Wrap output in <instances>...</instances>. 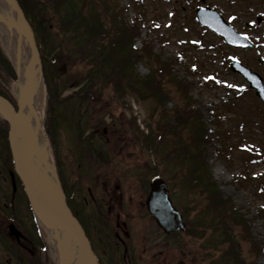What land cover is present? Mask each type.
I'll return each mask as SVG.
<instances>
[{"label":"rangeland","instance_id":"rangeland-1","mask_svg":"<svg viewBox=\"0 0 264 264\" xmlns=\"http://www.w3.org/2000/svg\"><path fill=\"white\" fill-rule=\"evenodd\" d=\"M118 1L122 7L129 6L123 19L132 20L137 9L141 11L146 9L149 14L147 15L149 19L146 20L140 36L134 40V45L137 48L142 47L148 34L154 42L156 40L157 51H162L167 57L184 54L192 63H198L202 68L199 76L202 82L194 86L190 92L196 101L195 105L202 111L203 119L210 129L221 131L222 135L228 131L229 134L231 133L230 139L235 143V148L232 146L228 156L218 152V144L204 146L205 167L208 168L211 179L223 192L222 194L226 197L231 196V200L238 206V210L248 218L252 217L251 220H254L251 221L253 234L257 241L260 239L264 241L263 220H255L258 207L264 205V105L256 97L254 90L247 91L249 84L229 68L231 58L238 57L250 66L260 71L263 70L257 57L259 55L264 57V26L257 29L254 34L245 28L246 20L256 18L252 12L254 5H250L254 3L248 2V0H215V2L208 0L206 2L221 10L225 9L227 19L234 21L241 32L249 36H256L260 45L255 49L243 51L225 44L221 36L200 25L195 16V9L202 4L201 0H141L144 6L134 5L133 0ZM121 6L119 5V7ZM255 8L264 14V5L258 4ZM33 10L36 11V9ZM156 10L158 12V31L153 33L148 29V26L151 23L150 19L156 17ZM44 15L48 28L43 30L45 38L42 39L45 42L40 45L44 53V74L49 89L55 93V84L58 83L59 90L63 93L58 101L50 102L46 113V97L49 96V93L47 90L45 92L46 84L43 82L42 124L50 156L65 191L69 193L79 171L78 168L75 170L76 168L71 166V162L78 163L79 160L83 161L84 159L94 169H104L96 170L98 173L105 172L107 174L108 171H111L110 175H114L116 170H124L137 176L136 170L140 171L141 169L143 174L136 179L138 186L146 185L145 180H147L150 170L148 168L146 170L143 163L148 162L155 168L157 166L155 171H160L169 178L175 203L184 209L186 218L189 217L192 221L197 222L196 228L175 233L173 264H222L217 262L219 255L230 243L229 239L224 242L226 231L239 239L242 257L248 263L264 264V252L257 256L252 253L251 241L242 237L244 229L241 226L233 223L231 230L226 220L224 223L226 229L221 222L218 227L216 224L213 226L214 222L211 221L214 219L217 209L215 210L214 205L210 204L212 202L211 193L207 192L208 189L204 185L208 181L207 176H204L205 183L198 185L200 179H197V173L191 169L188 159H182L184 155H181L180 158L175 153L171 159L172 162L167 165L163 161V157L160 159L156 149L153 153L135 140L134 133L129 126L135 125L133 121L145 133H148V130L158 132L156 124L162 120H168L175 113L174 102L168 103L167 109L161 106L163 112H166L163 113L160 111L161 108H157L155 105L153 96L129 93L124 98L123 90L117 86H110V81L107 78L93 79L90 66H86L84 61L71 63L74 58L71 49L72 43L66 39L65 33L57 29L58 18L56 16L55 20L53 10L45 11ZM109 23L111 22L109 21ZM2 47L3 49L6 47L3 41ZM56 55L67 57L66 60L63 59L65 61L56 63L61 66L59 75L53 74L52 63H54L53 57ZM135 68L141 75H146L149 72V67L142 61H139ZM177 69L181 75L186 74L181 65H178ZM214 73L219 75V79L215 81L212 79ZM189 79L192 82L198 81L195 77ZM0 81L4 83L3 91H6L8 96L14 97V80L9 78L1 67ZM75 84L78 87H73ZM170 87L175 100L180 102L176 86L171 85ZM89 92H94L97 97L88 96ZM125 99L128 106L125 104ZM211 103H214L220 112L219 122L215 118L216 115L214 116L208 109V105ZM134 116L137 118L136 121ZM131 117H133V121ZM104 128H107V133ZM116 129L121 138L115 134ZM87 132H90V135L87 136L88 139L85 142H82L80 139ZM189 132L190 129L186 132L182 131V134L184 137H188ZM174 137L176 136L174 135ZM198 142L202 143V139L199 138ZM164 143L161 144V147H163L162 152L167 158L166 147L170 149L171 145L175 143L168 139H165ZM196 147L197 149L192 146V149L199 151L198 149H201L202 146L197 145ZM229 147L230 143L226 148ZM95 148H101L102 153L108 158L112 157V160L105 164L98 162V153L92 151ZM200 161L202 165L203 160L200 159ZM205 174L208 175L206 172ZM240 181H244L243 184ZM83 184H90V179L86 178ZM22 208L26 226L31 227V224L33 226L32 216L29 219L28 210L30 208L26 201ZM48 244L50 246V243ZM53 253L44 254V257L48 258L49 264L55 263Z\"/></svg>","mask_w":264,"mask_h":264},{"label":"flooded vegetation","instance_id":"flooded-vegetation-1","mask_svg":"<svg viewBox=\"0 0 264 264\" xmlns=\"http://www.w3.org/2000/svg\"><path fill=\"white\" fill-rule=\"evenodd\" d=\"M3 126L0 125V264H49L41 251V236L32 224V228L26 226L22 215L27 196L15 173ZM84 164L85 161L77 163L79 171L69 190V204L84 226L100 264H173L175 234L161 231L146 207L149 175L146 185L138 186V173L133 176L130 171L116 170L110 175L111 171L98 173L96 170L104 169ZM86 178L90 184H83ZM28 214L30 219V209ZM12 225L21 233H16Z\"/></svg>","mask_w":264,"mask_h":264},{"label":"trees","instance_id":"trees-1","mask_svg":"<svg viewBox=\"0 0 264 264\" xmlns=\"http://www.w3.org/2000/svg\"><path fill=\"white\" fill-rule=\"evenodd\" d=\"M32 2L37 7L38 16L36 17L34 13H31ZM22 5L25 7L26 13L36 20L35 29L40 34H42L41 29L46 28L44 12L48 8L53 9L58 18V28L68 35L69 41L74 43L72 62L84 61V64L90 66L92 74L97 73L117 85L126 82L131 87L135 83H141V87H144L149 95L155 96L160 102L172 99L171 94L165 88V83L175 82L178 90L184 94L187 109L182 111L180 108H176V119L174 118L176 122L168 121L165 125L184 126L189 121H192V125L196 123L197 120L194 121L196 112L191 107L192 97L189 95L193 83L186 78H178L179 75L173 71L172 60L166 59L161 53H156L151 42L145 43L142 52H138L134 48L133 41L140 34V24L138 22L129 24L123 21L120 16V13H123L118 12L119 8L112 0H23ZM108 18L110 24L107 22ZM137 60H147L151 66V72L140 80L137 79V76L135 79L124 78L123 75L136 74L133 70V61L137 62ZM0 63L12 78L15 77L12 65L2 53L1 48ZM185 68L189 74H194L187 63ZM0 92L5 93L1 89ZM175 129L176 134L180 135L179 127L177 129L175 126ZM194 132L198 140L199 138L204 139L202 138L204 132L201 129H193ZM187 151H192L189 145ZM182 159L186 160L187 157L183 156ZM191 169L197 173V179H200L198 185L205 183L204 176L209 177L205 174L208 172V168L203 163L201 165L200 162H197L191 166ZM204 185L212 193L210 204L214 205L215 210L217 209L215 219L222 222L226 228L225 220L227 222L228 218H236V209H234L232 198L224 196L210 178ZM192 226L196 228L197 223H192ZM235 258L237 261L239 256H235Z\"/></svg>","mask_w":264,"mask_h":264},{"label":"water","instance_id":"water-1","mask_svg":"<svg viewBox=\"0 0 264 264\" xmlns=\"http://www.w3.org/2000/svg\"><path fill=\"white\" fill-rule=\"evenodd\" d=\"M13 7L25 23L26 28L17 24L11 18L0 13V21L25 33L29 45L38 53L33 30L27 21L22 9L11 0ZM199 18L203 24L215 28L223 34L225 40L236 46H248L252 42L239 35L227 25L222 16L212 8L199 9ZM232 68L240 71L248 78L253 87H256L258 95L264 100V84L261 78L239 60H233ZM0 111L10 124V144L15 160V166L20 175L34 210L45 220H48L55 228H60V253L62 264H68L71 253H75V264H98L97 258L91 248V244L83 227L70 210L57 174L54 171L56 185L47 180L36 177L37 166L31 170L30 157L33 149L32 131L24 123L21 116V107L16 111L11 102L0 95ZM150 211L156 216L160 225L166 231L184 229L182 215L173 205L166 183L161 178H155L152 190L147 201Z\"/></svg>","mask_w":264,"mask_h":264},{"label":"bare ground","instance_id":"bare-ground-1","mask_svg":"<svg viewBox=\"0 0 264 264\" xmlns=\"http://www.w3.org/2000/svg\"><path fill=\"white\" fill-rule=\"evenodd\" d=\"M15 2V0H12ZM0 13L8 18L15 19L17 24L25 27L11 0H0ZM0 36L6 46L7 52L15 64L19 79L13 87L16 97L21 104V116L24 123L32 131V151L30 157L31 170L37 166L36 177L47 180L56 185L54 168L48 153L46 136L42 124L43 112V78L40 60L37 52L29 45L25 33L0 21ZM1 114V112H0ZM48 223V224H47ZM53 235L57 234L60 240V228H55L45 220ZM75 253H71L68 264H75Z\"/></svg>","mask_w":264,"mask_h":264}]
</instances>
